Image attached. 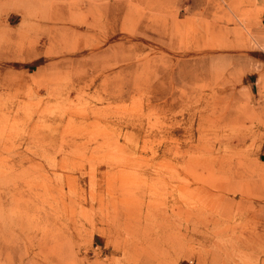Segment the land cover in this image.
Listing matches in <instances>:
<instances>
[{
    "label": "rangeland",
    "instance_id": "rangeland-1",
    "mask_svg": "<svg viewBox=\"0 0 264 264\" xmlns=\"http://www.w3.org/2000/svg\"><path fill=\"white\" fill-rule=\"evenodd\" d=\"M0 264H264V0H0Z\"/></svg>",
    "mask_w": 264,
    "mask_h": 264
},
{
    "label": "bare ground",
    "instance_id": "bare-ground-1",
    "mask_svg": "<svg viewBox=\"0 0 264 264\" xmlns=\"http://www.w3.org/2000/svg\"><path fill=\"white\" fill-rule=\"evenodd\" d=\"M37 12V11H36ZM39 17H40V15H39ZM36 18H37V15H36ZM9 21V20H8ZM91 34H94V33H91ZM53 37V36H52ZM157 47V46H156ZM161 49V48H160ZM75 51V50H74ZM76 52V51H75ZM74 52V53H75ZM205 53H207V52H205ZM64 54H66V53H64ZM78 54V53H77ZM84 54V53H83ZM79 55V54H78ZM186 55V54H185ZM185 66H188V64L186 63V64H184L182 67L183 68H185ZM194 66V65H193ZM177 67V66H176ZM195 68L193 69L192 67H191V69H189V74H188V76H190L191 78H192V76H199L200 77V75H199V73H198V71H200V70H198V67L197 66H194ZM174 64H172L171 65V67L169 68V70H171L170 72H168V73H166L168 76H173V74H172V72H173V70H174ZM177 68H179V66L177 67ZM183 70V69H182ZM168 71V70H167ZM203 87H205V85H203ZM207 87V86H206ZM204 91V90H203ZM204 97V96H203ZM167 109H166V113L168 114V113H170V111H171V106H170V97H168L167 99ZM219 100V99H218ZM202 101V100H201ZM225 103V102H224ZM215 104V103H214ZM194 105V104H193ZM230 105V104H229ZM223 106V105H222ZM229 107V106H228ZM181 108H184L183 106H181ZM217 109V108H216ZM226 112H228V110H226ZM230 113V112H229ZM226 114V113H225ZM222 117H219V119H221ZM224 119V118H223ZM222 121V120H221ZM190 123H192L191 121H190ZM239 127V126H238ZM244 128H246V127H244ZM232 132V131H231ZM234 132V131H233ZM226 134V133H225ZM235 134V133H234ZM230 135H231V133H230ZM229 136V135H228ZM236 138H234L236 141H238V143H240L241 141H242V139H243V136H235ZM230 138H233V137H230ZM228 139V142L227 143H232V139ZM209 153V152H208ZM209 158H211V157H209ZM212 159H214V158H212ZM218 160V159H217ZM209 161H211L210 159H209ZM223 161V160H222ZM216 163V162H215ZM20 164V163H19ZM198 165H199V163H198ZM223 169V168H222ZM211 172H213V171H211ZM28 198H30V199H32L30 196L28 197ZM27 200V199H26ZM27 202H28V200H27Z\"/></svg>",
    "mask_w": 264,
    "mask_h": 264
}]
</instances>
